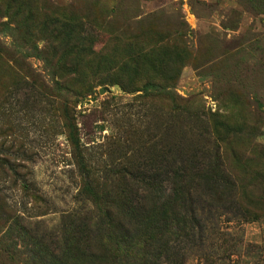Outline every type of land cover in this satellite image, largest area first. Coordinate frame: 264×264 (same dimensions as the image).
Returning a JSON list of instances; mask_svg holds the SVG:
<instances>
[{
  "label": "rangeland",
  "instance_id": "rangeland-1",
  "mask_svg": "<svg viewBox=\"0 0 264 264\" xmlns=\"http://www.w3.org/2000/svg\"><path fill=\"white\" fill-rule=\"evenodd\" d=\"M51 5L64 9L56 39L67 30L93 51L108 42L110 57L143 53L156 63L157 31L184 33L188 59L169 96L154 84L130 92L100 84L82 100L62 90L64 51L53 57L43 24ZM140 66L126 68L134 81L153 80V67ZM86 69L89 80L105 78ZM65 100H79L80 152L64 127ZM0 158V264H95L68 256L94 250L76 226L93 229L97 214L106 220L127 168L137 170L123 181L129 196L142 199L143 175L159 170L157 203L174 207L177 225H160L152 245L159 262L172 251L180 264H264V0H0ZM230 184L253 194V220L240 215L243 194L222 199ZM175 185L185 199L170 194ZM130 233L132 252L143 250L133 223Z\"/></svg>",
  "mask_w": 264,
  "mask_h": 264
},
{
  "label": "trees",
  "instance_id": "trees-1",
  "mask_svg": "<svg viewBox=\"0 0 264 264\" xmlns=\"http://www.w3.org/2000/svg\"><path fill=\"white\" fill-rule=\"evenodd\" d=\"M59 12H64V9L61 10L60 7L51 5L48 10L44 11L43 24L51 33L52 40L49 42V45L53 57L55 58L57 51H64L62 54L65 55V57L61 65L63 72L59 74L61 81L58 83L62 90L67 93L70 92L75 94L79 97V100H82L92 92L93 87L100 84H117L124 91L129 92L135 91L139 89V87L145 86L144 88H146V85L154 84L161 90L162 96H169L166 91L167 85L177 79L181 67L188 59V52L183 40L184 33H179L177 31V34L169 39L161 30L157 31L158 38L155 40L157 47L153 49L154 55L158 57L156 63L154 61H149L150 55H144L143 53H140L139 56L136 57L138 59L122 55L110 57V51H107L108 42L100 46L97 51H93L79 41H70L68 39L70 34L67 30H62L67 38L62 40L56 39L55 33L57 28L55 25H57L56 20H60ZM36 51V55H42V51ZM42 59L44 61L47 60L43 56ZM109 62L111 63L108 64ZM147 64H150L154 71L153 80L150 77L151 75L147 76L148 80H150L149 82L142 80L134 81V78L131 77V74L127 72L126 69L133 67L134 70H138L141 67L140 65ZM4 65L6 68L13 70L9 64H5L4 62ZM87 67H95L96 71L105 73V78L89 80L86 77ZM73 71L78 77L72 75L71 72ZM12 76L15 77L14 79H17L15 81L16 83L24 80V76L15 70L12 71ZM79 100H65L62 105L63 111H61L64 127L66 128L74 152H80L82 146L79 136L80 129L77 126V118L75 115L76 110L74 109V105H76ZM69 105H73V107L69 108ZM164 157L160 160L161 164L165 160ZM0 159L2 162L7 161L5 158ZM0 167L2 166L0 165ZM10 170L17 178L20 176L22 177V174L19 172L20 170H17L15 167H11ZM212 171L213 169L209 170L207 178L210 177L209 175ZM158 172L159 170L156 173L152 171L150 174L143 175L145 179L143 185L146 193L143 195L142 199H139L140 196L138 195L129 196V190L123 183L125 177L134 180L137 177V170L130 168L124 169V174L119 176V181L122 183V186L119 188V192L115 193L117 197L113 198L110 205V207L113 208L112 213L107 211L106 220L104 216L97 214V222L93 229L88 227L85 223H80L76 226V228L79 229L77 240H80V237H82L81 243L87 244L88 241L92 242L94 250H86L83 248L82 250L75 249L68 256L74 257L76 260L81 257L90 256L94 258L95 264H164L163 262H159L161 252H158L156 248L152 246L156 240V231L160 225L164 228H168L170 223H174V226H176L177 219L176 214L172 210L174 207L171 208L170 204L172 202L170 200H168L167 204L165 206L163 205V207L157 203L158 195L162 190V187L159 186L162 180ZM176 175L179 178L182 177L180 172L178 174L176 173ZM213 175L216 176L215 171ZM193 177L195 176L193 175ZM233 188H235V184H230L228 187L224 188L221 191L222 199L228 201L231 198H235V196L240 198L243 194L246 201L242 204V208L240 207L241 211L243 210L240 215L244 221L253 220L256 216V209L252 206V203H254L253 194H251V192H245L244 189H242L241 192L235 190L232 192ZM184 192L183 185H175L170 188V194L175 196L176 201L185 199V196H188L186 192ZM134 199L136 200L134 201ZM0 201H3L1 194ZM99 204L107 208L104 201H101ZM250 204L251 207L249 206ZM1 205L0 212H4V208L6 207L2 205V208ZM172 205L174 206V202ZM7 211L11 212L12 210ZM161 220L163 224L159 222ZM132 223L135 227H138L140 231L139 237H144V240H139L143 250L138 252H132V246L134 244V242L130 240ZM91 231L92 236H90ZM105 232H107V235ZM106 242L110 245L107 246ZM116 249L123 252L127 258L129 257L128 260L122 257L119 258L116 254ZM167 257V264H180V260H182V256L179 255L178 252L171 251V255H167ZM88 264H91V262Z\"/></svg>",
  "mask_w": 264,
  "mask_h": 264
}]
</instances>
